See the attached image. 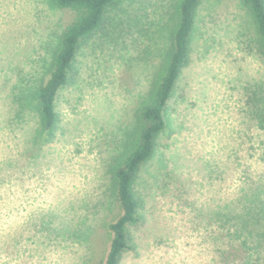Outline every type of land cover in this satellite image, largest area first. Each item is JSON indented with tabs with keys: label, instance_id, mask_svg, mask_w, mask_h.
I'll list each match as a JSON object with an SVG mask.
<instances>
[{
	"label": "rangeland",
	"instance_id": "obj_1",
	"mask_svg": "<svg viewBox=\"0 0 264 264\" xmlns=\"http://www.w3.org/2000/svg\"><path fill=\"white\" fill-rule=\"evenodd\" d=\"M170 1H122L115 38L79 51L43 142L18 96L48 76L72 15L50 0H0V264L103 263L106 224L119 214L107 165L168 42ZM254 37L240 0L199 4L191 61L134 183L142 220L120 264H264V119L252 102L264 96V56Z\"/></svg>",
	"mask_w": 264,
	"mask_h": 264
},
{
	"label": "trees",
	"instance_id": "obj_2",
	"mask_svg": "<svg viewBox=\"0 0 264 264\" xmlns=\"http://www.w3.org/2000/svg\"><path fill=\"white\" fill-rule=\"evenodd\" d=\"M122 1L50 0L52 6L68 10L72 16L57 36L48 76L28 94L23 95L25 91H22L18 96L19 100L26 98L31 101L30 106L38 117L42 134L44 133L43 142L52 141L58 128V93L76 79L78 70L75 63L79 51L96 38H115L119 32V13L124 12ZM201 1H170V17L164 23L168 29V42L159 49L160 59L154 68L148 89L139 100L132 121L123 130L116 151L109 159L107 168L110 193L119 214L106 224L110 243L102 264H120L124 253L134 247L131 229L141 222L139 210L143 206L141 197L134 190V183L142 165L154 154L157 138L166 126V107L182 71L191 61ZM240 1L250 17L256 52L264 56V0ZM140 32L144 33V29ZM255 101L262 105H254L257 119L262 120L264 96L258 100L252 99V102Z\"/></svg>",
	"mask_w": 264,
	"mask_h": 264
}]
</instances>
